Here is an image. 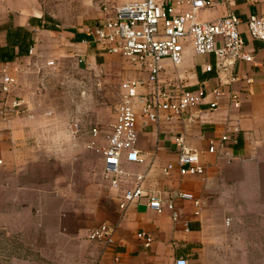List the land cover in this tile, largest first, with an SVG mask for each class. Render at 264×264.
<instances>
[{
	"label": "crops",
	"instance_id": "1",
	"mask_svg": "<svg viewBox=\"0 0 264 264\" xmlns=\"http://www.w3.org/2000/svg\"><path fill=\"white\" fill-rule=\"evenodd\" d=\"M6 1L0 0V47L6 44V26L27 30L32 40L30 54L0 63L7 64L15 75L17 88L21 84L25 86V81L30 79L27 78L29 73L46 66L48 60H38L40 46L35 35L39 28L44 29L43 25L46 29L52 23L32 12L31 3L26 5L20 0L10 7ZM212 1V7L198 12L200 21H213L230 11L241 20L248 15L264 17V0L232 5L221 0ZM8 7L14 12L7 11ZM97 15L98 19L102 16L100 11ZM70 27L63 34L57 32V37L80 44L71 40L74 33L81 32ZM53 30L49 29L48 35L51 36ZM239 31L245 51L252 59L234 64L231 70L237 81L233 84H220L215 77L212 56H194L187 42L183 43V58L179 65L173 66L168 61L161 63L159 82L190 91L203 84L207 89L217 88L223 95L216 99V110L208 111L206 104H200L190 108L182 119L169 122H145L135 104L137 147L143 162L122 161L120 165L124 171L145 174L143 188L147 193L158 194L165 200L172 191H180L197 199V214L193 215L190 204L174 200L178 217L172 221L168 211L158 215L149 210L144 198L120 212L116 208L114 192L108 189V200H102L104 195L100 194L98 200L93 201L94 206L88 204L86 209L91 208L93 220L84 227L111 226L113 248L76 240L72 244L79 249V256L68 257L66 264H172L178 257L185 258L188 264H264V45L250 39L244 26H240ZM206 64L212 66L211 71H204ZM22 76L25 77L23 83L20 81ZM232 92L236 93L238 108L229 103L228 93ZM208 101L211 97L204 100ZM33 124V121L16 117L5 127L0 125V167L11 166L10 160L18 163L24 148H21L22 144L33 135ZM229 125L236 126L238 132L236 144L230 147L228 156L218 158L204 153L206 139L219 136ZM176 135H182L191 147L203 152L201 175L180 177L175 170L165 176L160 173L163 165L175 162L176 151L171 137ZM137 231L151 235L152 241L147 248L136 240ZM11 264L35 263L13 261Z\"/></svg>",
	"mask_w": 264,
	"mask_h": 264
},
{
	"label": "rangeland",
	"instance_id": "2",
	"mask_svg": "<svg viewBox=\"0 0 264 264\" xmlns=\"http://www.w3.org/2000/svg\"><path fill=\"white\" fill-rule=\"evenodd\" d=\"M19 1L5 4L13 7ZM102 1L22 0L31 3L32 12L40 18L48 17L55 30L50 36L49 28H39L35 35L39 62L52 64L29 73L25 86L13 91L23 101L17 117L34 124L18 163L10 160L11 166L0 167V264H66L68 257L77 258L79 249L72 243L87 241L85 232L93 228L84 227L93 220L88 204L94 206L100 194L108 200L98 150L126 82L142 80L144 73L125 58L104 52L99 44L84 40L76 45L56 35L70 26L84 34L99 21ZM10 7L7 11L14 12ZM45 115L74 133L73 152L46 151L44 142L34 135V118Z\"/></svg>",
	"mask_w": 264,
	"mask_h": 264
},
{
	"label": "built area",
	"instance_id": "3",
	"mask_svg": "<svg viewBox=\"0 0 264 264\" xmlns=\"http://www.w3.org/2000/svg\"><path fill=\"white\" fill-rule=\"evenodd\" d=\"M221 1L232 5L237 2L254 4L259 0ZM213 5L212 0H105L100 4L102 16L99 21L84 31L89 42L99 44L106 53L119 55L134 63L145 74L142 80L126 82L121 100L114 107L113 123L98 150L103 178L114 192L116 208L120 212L144 198L149 210L158 215L168 211L172 221L178 217L174 200L190 204L193 215L197 214V199L180 191H172L165 200L158 194L147 193L143 188L145 174L124 171L120 165L122 161L130 164L143 162L137 147L135 104L138 105L139 115L150 123L182 119L190 108L200 104H206L208 111L216 110V99L223 95L217 88L207 89L202 84L190 91L158 81L163 61L173 66L181 63L184 42L189 44L194 56H212L215 77L223 85L237 81L231 70L236 62H250L252 59L245 51L240 26H244L250 39L264 45V17L248 15L241 20L230 11L213 21H200L198 12ZM81 61L79 58L78 62ZM51 64V61L46 62V65ZM9 69L7 64L0 65V125L3 127L23 108V101L13 95L16 77ZM211 70V65L204 66L205 72ZM244 81L249 82L248 79ZM207 97H211V101L204 102ZM228 99L233 108L239 107L236 93H228ZM162 113L165 115L161 116ZM188 122L191 123L190 118ZM237 132L236 126L229 125L219 136L207 138L204 153L226 158L230 147L236 144ZM92 133L95 135L94 129ZM171 142L176 151L175 162L163 165L160 173L165 176L175 170L180 177L201 175L200 157L203 152L191 147L182 135L172 136ZM225 222L227 224L228 220ZM135 238L144 248L152 241L151 235L145 231H137ZM87 240L113 248V228L99 224L89 230ZM172 264L188 262L178 257Z\"/></svg>",
	"mask_w": 264,
	"mask_h": 264
},
{
	"label": "clouds",
	"instance_id": "4",
	"mask_svg": "<svg viewBox=\"0 0 264 264\" xmlns=\"http://www.w3.org/2000/svg\"><path fill=\"white\" fill-rule=\"evenodd\" d=\"M34 135L44 142L50 154L73 152L76 148L74 133L48 116L35 117Z\"/></svg>",
	"mask_w": 264,
	"mask_h": 264
},
{
	"label": "trees",
	"instance_id": "5",
	"mask_svg": "<svg viewBox=\"0 0 264 264\" xmlns=\"http://www.w3.org/2000/svg\"><path fill=\"white\" fill-rule=\"evenodd\" d=\"M45 21L52 22L48 17L44 18ZM53 24V22H52ZM42 27H45L44 25ZM50 30L53 29V26H49ZM5 37L6 44L4 47H0V63L10 62L15 57L24 56L28 54L30 46L32 44L30 33L20 27H11L6 26ZM89 41V38L83 33H74V37L71 40L72 42H81V41Z\"/></svg>",
	"mask_w": 264,
	"mask_h": 264
}]
</instances>
